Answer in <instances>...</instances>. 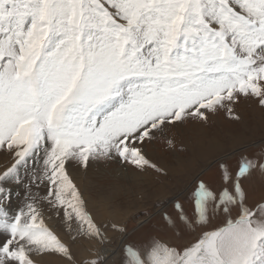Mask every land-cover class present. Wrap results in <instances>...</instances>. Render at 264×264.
<instances>
[{"label":"snow or ice","instance_id":"obj_1","mask_svg":"<svg viewBox=\"0 0 264 264\" xmlns=\"http://www.w3.org/2000/svg\"><path fill=\"white\" fill-rule=\"evenodd\" d=\"M244 101L264 109V0H0V264H110V232L118 264H264V148L137 217L175 243L126 241L86 197L100 164L167 176L157 144Z\"/></svg>","mask_w":264,"mask_h":264},{"label":"rangeland","instance_id":"obj_2","mask_svg":"<svg viewBox=\"0 0 264 264\" xmlns=\"http://www.w3.org/2000/svg\"><path fill=\"white\" fill-rule=\"evenodd\" d=\"M240 121L230 119L220 113L212 116L207 124L189 123L177 136L178 149L183 151L170 152L164 143L157 144L150 155L165 168L167 176L148 174L140 176L134 169L118 164H100L89 172V186L86 197L89 207L99 220H114L126 223L128 232L126 241L137 245L144 244L150 236L175 243L170 232H151L137 227V217L143 218L144 213H154L157 206L167 204L173 197L186 191L200 173L201 168L211 164L225 152H234L242 148L259 151L264 148V109L254 102L244 101L237 108ZM238 157L229 163L234 164ZM10 158L0 156V167ZM210 176L218 179V171L213 168ZM207 179V177H206ZM191 211L187 197L182 201ZM55 209L49 211L54 217ZM54 224L61 228L59 220L54 217ZM125 238V237H124ZM112 241L103 249H111L110 264H118L120 259L121 237L109 233ZM88 242L76 246L78 255L87 256Z\"/></svg>","mask_w":264,"mask_h":264},{"label":"bare ground","instance_id":"obj_3","mask_svg":"<svg viewBox=\"0 0 264 264\" xmlns=\"http://www.w3.org/2000/svg\"><path fill=\"white\" fill-rule=\"evenodd\" d=\"M124 239H126V237L124 238ZM91 246H93V245H91ZM106 250V252H107V254L109 255V253L111 254H113V253H116V252H113V250H111V249H105Z\"/></svg>","mask_w":264,"mask_h":264}]
</instances>
